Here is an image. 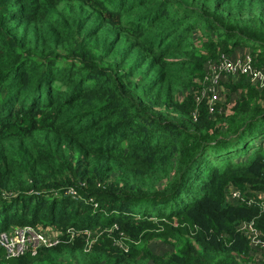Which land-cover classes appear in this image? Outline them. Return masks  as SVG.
I'll return each mask as SVG.
<instances>
[{"label":"trees","instance_id":"1","mask_svg":"<svg viewBox=\"0 0 264 264\" xmlns=\"http://www.w3.org/2000/svg\"><path fill=\"white\" fill-rule=\"evenodd\" d=\"M244 47L264 0H0V231L62 232L0 264H254L264 86L196 98Z\"/></svg>","mask_w":264,"mask_h":264},{"label":"built area","instance_id":"2","mask_svg":"<svg viewBox=\"0 0 264 264\" xmlns=\"http://www.w3.org/2000/svg\"><path fill=\"white\" fill-rule=\"evenodd\" d=\"M241 54L239 56L221 54L216 60L208 62L209 71L202 80V88L196 98L208 96L209 110L213 111L218 102L217 99L221 91L220 81L229 75H244L251 81L254 80L253 82L257 85L264 86V68L254 64L249 51ZM228 196L230 200L232 198H238V202L244 200V195L238 189H231ZM246 201L259 203L262 206L264 204V192L257 193L256 198L250 196ZM240 227L243 228L244 225L242 224ZM250 233L252 234L251 242L254 246V264H264V240L256 238V231L252 228H250ZM61 235V231L51 227L31 224L15 225L7 231H0V248L3 250L4 258L18 257L25 253L36 254L42 247L57 244ZM70 235L73 236L74 233Z\"/></svg>","mask_w":264,"mask_h":264},{"label":"rangeland","instance_id":"3","mask_svg":"<svg viewBox=\"0 0 264 264\" xmlns=\"http://www.w3.org/2000/svg\"><path fill=\"white\" fill-rule=\"evenodd\" d=\"M246 51H248V48H247V47H244L243 49H237L236 52H235V54L232 55V56H239V55H242L241 53H242V52H246ZM248 79H249V78H248ZM252 80H253V79H252ZM249 81H251V80L249 79ZM253 81H254V80H253ZM253 81H251V82H253ZM222 82H223V81L221 80V81H220V85H221V86H222V84H223ZM253 83H254V82H253ZM254 84H256V83H254ZM224 92H226V89L220 91V95H219L217 101H219V102H223V101L225 100ZM232 96L235 97L234 94H233ZM237 158H239V157H237ZM240 158H243V157H240ZM231 200H232V202H234V203H237V202H238V198H232ZM239 225L241 226L242 223H240ZM14 226H15V225H14ZM12 227H13V226H12ZM12 227H11V228H12ZM11 228H10V229H11ZM51 228H53V227H51ZM48 229H49V228H48ZM53 229H54V228H53ZM162 245H163V248L166 247L165 244H162Z\"/></svg>","mask_w":264,"mask_h":264}]
</instances>
